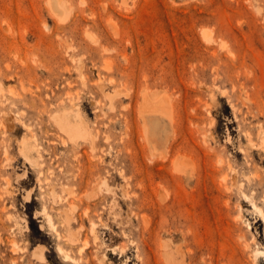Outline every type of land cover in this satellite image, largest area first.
I'll return each mask as SVG.
<instances>
[{
  "label": "rangeland",
  "instance_id": "374dc122",
  "mask_svg": "<svg viewBox=\"0 0 264 264\" xmlns=\"http://www.w3.org/2000/svg\"><path fill=\"white\" fill-rule=\"evenodd\" d=\"M67 1L71 12L64 27L71 31L65 37L84 62V82L40 22L49 16V26L55 24L44 0H0V264H28L29 258L33 264H100V259L153 264L151 154L148 147L142 152L138 117L144 94L148 100L165 97L162 104L176 118L166 131L183 151L180 162L198 171L186 183L185 197L201 216L190 238L201 264L222 248L230 264H264V254L255 255L257 249L264 251V0H252L260 11L249 0ZM81 11L86 18L75 20L73 14ZM89 37L102 47L90 44ZM108 63L110 69L104 67ZM98 75L108 93L121 90L114 109L96 84ZM70 97L86 119L87 131L96 134L94 149L81 139L74 144L61 138L66 136L53 115L72 108ZM97 99L103 110L95 107ZM3 109L17 116L6 128ZM160 123H154L151 134L156 143L162 132L154 127ZM29 131L41 153L31 150L30 160L21 150ZM91 155L102 174L109 169L110 184L126 186L125 196L118 187L112 194L79 184L78 177L66 172L87 164ZM51 180L57 182V194L65 197L66 187L73 193L51 202ZM171 188L177 186L171 182ZM69 202L75 204V243L57 218L58 207ZM44 204L59 235L41 215ZM91 221L97 224L96 238L89 231ZM84 238L89 243L80 253ZM58 244L74 258H65ZM35 248L43 249L42 261L31 255Z\"/></svg>",
  "mask_w": 264,
  "mask_h": 264
},
{
  "label": "bare ground",
  "instance_id": "6f19581e",
  "mask_svg": "<svg viewBox=\"0 0 264 264\" xmlns=\"http://www.w3.org/2000/svg\"><path fill=\"white\" fill-rule=\"evenodd\" d=\"M249 2L251 4H254L256 10H261V5L252 3V0H249ZM44 4L50 14V17L54 18L55 24L53 26H49V16L41 19V24L46 27L51 32V34L55 35L57 44L65 52V54L69 56L70 60L74 61V69L78 72L81 80L84 82V62L81 57L76 56L75 50L77 49V46L72 44L65 37L66 32L71 31L67 30V28L64 27V25L67 24L65 23L67 15H69L68 13L71 12L69 2L67 0H44ZM103 8L107 10L108 5L103 4ZM106 13L111 17L110 10ZM73 16L75 20H81L82 18H86V13H84V11H81L78 14H73ZM95 19L96 18H93V20ZM202 34L207 40H212V36L208 32L202 31ZM89 41L90 44H94V46L96 47H102V43L97 38L89 37ZM104 67L110 69L111 64L108 63ZM98 76L99 77L96 80V84L104 92V95L108 100L109 107L111 109H114V97L120 94L121 90H113V93H108V91H106L104 88L106 85L105 81L100 75ZM163 98L165 99V97L156 96L153 99L148 100V95L144 94L143 102L139 105L138 113L142 130L144 131L143 136L140 137H144L143 141L146 142H144L143 146L141 145V149L142 152L145 153V149L148 147L151 154L150 172L152 185L150 188L149 196L152 200L153 212L156 216V220H154V223L149 230L152 242L151 244H149L153 260L152 263L201 264V260L198 259V256L195 253V249L191 245L190 241V238H192V236L195 237V223L200 222L201 216L196 215L192 206L186 205L185 197L186 183H190V181L193 180L194 177H198V171H196L194 165L184 164L180 162V157L183 151L181 150V148L177 147L176 138H172L170 134L167 133L168 131H166V127H172L174 125L176 121V118L174 117L175 114L171 108H166V106L162 104ZM69 100H71L70 107L72 108H70L68 112H59L53 115L56 125L66 136V138L64 136H61L62 140L65 141L67 139L72 143L77 144L81 139L85 142H89L91 148L94 149L96 134H93L91 131H87L89 126L86 119L82 117L81 113L78 112V108L76 109L75 107H73L75 105V103L73 102V97H70ZM93 102L95 104V107H97L99 110H103V104L99 99ZM73 111H75V113H73ZM73 116H77L75 120H72V118H74ZM14 118L16 119L17 116H15L11 110L3 109L1 122L4 128L13 123ZM156 122H163V124L160 123L161 126L156 128L154 127V130L158 129L159 132H162V135L157 138L158 143L155 142L156 138L151 135L154 123ZM28 129L30 130V128ZM29 133L30 135L28 136L27 134V138L22 140L21 150L24 156L30 160L29 153H31V150L36 151L38 156H41V153L40 145L35 141V135L30 131ZM108 138L109 137H107V139ZM88 161L89 162L87 164H78L76 171H72L71 173L68 170L66 172L78 177L79 179L77 178L78 180L75 181H78L79 184L85 183L86 185H91L93 188H101V190L104 189L106 192H110L112 194L116 193L115 188L118 187L122 195L125 196L128 193L127 188L124 184L109 183V169H106L104 174H102L101 169L95 168V166L98 165V161L96 158H94V155H91V157L88 158ZM38 163L39 162L37 161L35 165H38ZM42 175L43 171L42 169H39L38 181L40 183L43 180ZM226 176V173L222 174V178L225 182ZM171 182H173L177 186L174 191L171 188ZM7 183L9 182L7 181ZM231 183H236L234 175L232 177ZM56 184V180L48 181L47 189L51 194V202L60 203L62 199L67 195H71L73 193V190L70 187L64 188L63 190H65L64 193L66 194V196L64 197L61 193L57 194ZM225 187L226 189L230 188L229 185H225ZM9 188H7V190H10ZM30 192L31 191H28L25 196L28 201L30 200ZM243 193L245 194L244 191ZM86 196L91 197L92 194L89 193ZM113 199H115V197ZM58 208L57 218L61 221L63 226H66V229L68 231L67 238L70 239L72 243H75L77 240H79V235L77 232L78 230L73 228V222L74 220H76V216L74 213L75 204L73 202H69L62 207L59 206ZM49 210V207L44 204L43 208L40 210L41 215L46 219V223L48 224V226L59 235L60 232L57 227V222L54 219L53 214ZM84 211L85 217L86 215L88 216L90 211L89 203H87ZM129 213L130 211H128V215ZM131 213L137 214L135 211H131ZM114 214H117V211H115ZM83 221L84 219L82 218L79 225L80 228L84 227ZM143 223L144 225H149L145 217H143ZM103 224L106 225V223ZM96 226L97 224L94 221H91L89 231L93 234L94 238H96L98 235ZM238 236L242 237L243 235L239 233ZM88 243L89 241L87 240V238H84L80 247L78 248V251L81 253L83 249L88 245ZM58 250L65 258H74L70 254V252L60 244H58ZM223 250L224 248H222L218 253L210 255L209 259L206 260L207 264H230L229 260L226 259V255ZM234 252L235 251L232 252L230 257L234 255ZM260 252L264 254V251L257 249L255 251V255ZM30 253L32 256L37 258V260L42 261L44 259L42 248H35ZM99 263L106 264V261L104 259H100ZM28 264H33L30 258L28 259Z\"/></svg>",
  "mask_w": 264,
  "mask_h": 264
}]
</instances>
